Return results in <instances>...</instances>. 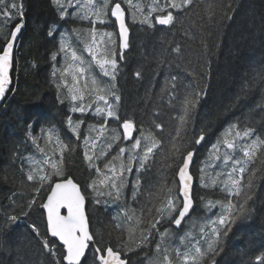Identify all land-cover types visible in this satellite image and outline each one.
<instances>
[{
	"label": "snow or ice",
	"instance_id": "6c2138e0",
	"mask_svg": "<svg viewBox=\"0 0 264 264\" xmlns=\"http://www.w3.org/2000/svg\"><path fill=\"white\" fill-rule=\"evenodd\" d=\"M50 3L68 25L50 54V83L59 103L67 102L65 125L70 135H62L61 129L47 121L27 122L25 143L39 157H25L14 150L21 175L10 177L3 172V181L10 180L16 188L9 204L0 206V236L23 217L36 216L39 220L29 225L28 243L36 241L49 264H130L127 253L139 255L143 249L151 255L141 264H217L225 239L254 211L250 202L256 181L264 179V134L257 133L252 121L230 124L208 146L194 175L196 146L207 135L205 128L194 126V113L207 95L195 71L184 69L192 77L187 83L179 73H170L157 94L156 111L139 122L121 114L117 81L121 61L131 47L129 16L145 30L173 37L177 32L188 36L185 22L195 17L200 21L201 43L208 49L207 37L232 19L236 0ZM24 18L23 0H0V101L12 90L10 73ZM3 28L8 30L3 32ZM53 34L50 28L47 35ZM154 59L157 66L167 63L180 69L185 58L178 42L162 36ZM134 75L137 80L143 78L139 69ZM146 99H152L151 93ZM164 108L176 111L168 121L159 120ZM74 114L79 115L74 118ZM78 150L87 170L83 182L68 173ZM161 158L172 178L163 174L143 184L141 174L158 168ZM194 184L205 191L196 195ZM113 204L117 211L107 224L90 211ZM197 208L213 215L198 217ZM173 227L183 233L178 242ZM3 247L6 244L0 240ZM242 256L252 264H264V251L254 258L247 252Z\"/></svg>",
	"mask_w": 264,
	"mask_h": 264
},
{
	"label": "trees",
	"instance_id": "16d2710c",
	"mask_svg": "<svg viewBox=\"0 0 264 264\" xmlns=\"http://www.w3.org/2000/svg\"><path fill=\"white\" fill-rule=\"evenodd\" d=\"M141 2L146 3L147 0ZM23 3L25 26L16 56L13 86L0 110V206L9 204V198L16 188L10 180L3 181V172L9 173L10 177L13 174L17 178L21 175L17 171L20 160L14 157V150L25 157H39L30 143H25L27 122L47 121L61 129L62 135H70L65 125L66 115L69 114L67 102L59 103L50 83V54L58 46L59 33L68 25L59 19L50 0H23ZM234 8L232 19L225 20L218 30L213 29V34L207 37L208 49L201 43L202 34L197 27L200 21L195 17L185 22V27L189 29L188 36L177 32L174 37L163 31L152 33L138 23L133 24L130 16L128 18L131 47L125 52L127 58L121 61L122 70L117 81L122 115L127 114L137 122L152 116L156 111L159 89L170 73H179L187 83L192 77L187 76L184 69L194 70L200 86L206 85L207 95L201 99L194 113L195 128L207 130L206 140L196 146L194 175L208 146L230 124L252 121L257 133L264 134V79H260V74L264 73V0H236ZM50 28L54 29L51 37L47 35ZM7 30L3 28V32ZM162 36L174 39L181 45L185 58L180 61L182 68L177 69L174 65L170 67L167 63L157 66L154 57L159 55ZM84 55L87 58V53ZM176 55L172 53L173 57ZM33 64L35 67H32ZM138 69L143 77L140 80L134 75ZM147 93H151L152 99H146ZM161 113L159 120L168 121L169 115H175L176 111L164 108ZM78 115L74 114V118ZM163 164L161 158L158 168H153L148 174L142 173V183L155 182L163 174L171 179V170L164 169ZM68 173L80 182L87 177L86 165L79 150L68 164ZM204 191L198 185L195 186L196 195ZM250 204L254 208L251 218L244 223L238 222L233 228L225 239L224 251L216 258L217 264H241L242 260L252 264L242 253L247 252L254 258L264 251V179L256 181L254 198ZM90 211L107 224L116 213L117 206L109 205L106 209L95 207L90 208ZM196 212L198 217L213 215L202 208H197ZM33 220H39V217H23L0 236V240L6 244V247L0 248V264H49L48 256L41 251L38 243L34 240L31 245L28 243L31 239L29 225ZM93 225H96L95 220ZM186 227L184 225L182 229ZM173 231L177 233L178 242V237L183 233L174 227ZM127 255L131 258L130 264H141L147 261L151 252L143 249L139 255L137 252Z\"/></svg>",
	"mask_w": 264,
	"mask_h": 264
},
{
	"label": "water",
	"instance_id": "95a60500",
	"mask_svg": "<svg viewBox=\"0 0 264 264\" xmlns=\"http://www.w3.org/2000/svg\"><path fill=\"white\" fill-rule=\"evenodd\" d=\"M22 33V32H21ZM20 39H21V34H20V36L18 37V44H17V46H16V53L18 52V49H19V46H20ZM17 56V55H16ZM14 73H15V66H14V70H13V72L12 73H10V75L12 76V79H13V75H14ZM5 102H6V99L5 100H3V101H0V110L2 109V107L4 106V104H5ZM195 160H196V157H194V162H193V167H192V171H193V168H194V164H195ZM195 184H194V189H195ZM63 211L64 210H62V214H63ZM187 219V218H186ZM183 224H182V226H181V228H183ZM177 230H179V229H177Z\"/></svg>",
	"mask_w": 264,
	"mask_h": 264
},
{
	"label": "rangeland",
	"instance_id": "374dc122",
	"mask_svg": "<svg viewBox=\"0 0 264 264\" xmlns=\"http://www.w3.org/2000/svg\"><path fill=\"white\" fill-rule=\"evenodd\" d=\"M86 23V22H85Z\"/></svg>",
	"mask_w": 264,
	"mask_h": 264
}]
</instances>
